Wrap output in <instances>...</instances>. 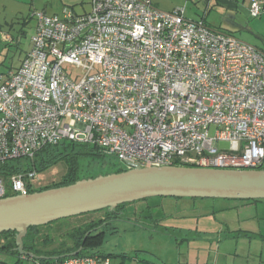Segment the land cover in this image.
<instances>
[{"label": "built area", "instance_id": "built-area-1", "mask_svg": "<svg viewBox=\"0 0 264 264\" xmlns=\"http://www.w3.org/2000/svg\"><path fill=\"white\" fill-rule=\"evenodd\" d=\"M89 2L83 13H32L30 49L17 67L0 73V165L68 140L93 145L127 169L176 161L264 166L263 51L185 17L183 7ZM261 11L262 1L250 0L249 16ZM37 176L10 175L12 192L27 194ZM5 191L0 176V198ZM20 257L31 264H111L100 255ZM0 264H6L1 252Z\"/></svg>", "mask_w": 264, "mask_h": 264}, {"label": "rangeland", "instance_id": "rangeland-1", "mask_svg": "<svg viewBox=\"0 0 264 264\" xmlns=\"http://www.w3.org/2000/svg\"><path fill=\"white\" fill-rule=\"evenodd\" d=\"M152 2L161 10L183 7L185 17L203 20L212 28L229 30L236 38L259 45L251 29L252 22L257 19L241 11L236 20L232 19L219 0H209L208 3L205 0ZM63 8H70L75 13L91 10L89 0H0V31L13 36L8 43L0 39V73L15 65L23 53L24 43L36 25L32 13L43 10L48 14H61ZM20 38L22 40L18 44ZM65 68L74 74L79 72L74 65H66ZM214 131L215 127L211 126L209 134L213 135ZM219 145L223 147L226 143L220 142ZM25 162L26 159L21 158L17 163L23 165ZM79 164L80 179L112 173L118 168L127 170L113 156H84ZM65 170L66 164L60 161L38 173L34 188L57 183ZM156 202H161L162 207L150 212L151 216L144 217L154 209V206L151 209L147 206ZM246 202H251L249 207H231ZM157 212L160 213L159 220ZM105 216L103 210H97L74 216L68 223L76 226ZM65 229L66 225L42 228L37 240L47 232L51 233L55 241L47 247L50 249L57 246L58 238H64L62 233ZM103 229L105 233L99 250L108 254L111 264H207L215 260L222 264H264V199L149 197L146 202L126 204L118 217ZM0 238L6 241V237ZM17 257L11 253L1 254L6 264L14 263Z\"/></svg>", "mask_w": 264, "mask_h": 264}, {"label": "water", "instance_id": "water-1", "mask_svg": "<svg viewBox=\"0 0 264 264\" xmlns=\"http://www.w3.org/2000/svg\"><path fill=\"white\" fill-rule=\"evenodd\" d=\"M149 197L264 199V166L236 170L190 165L139 167L112 172L71 184L27 194L0 198V233L15 232L16 250L40 259L23 249L28 227L61 218ZM81 248L64 257L76 255Z\"/></svg>", "mask_w": 264, "mask_h": 264}, {"label": "trees", "instance_id": "trees-1", "mask_svg": "<svg viewBox=\"0 0 264 264\" xmlns=\"http://www.w3.org/2000/svg\"><path fill=\"white\" fill-rule=\"evenodd\" d=\"M84 156H103L97 148L93 145L86 143H77L73 141L63 140L56 145H47L38 150L32 158H25L26 162L23 165H20L18 162L19 159H14L17 162L13 163L12 161L5 162L0 165V176L3 177L6 181V191L4 196L15 195L10 188L9 177L10 175L17 172H26L27 170H35L37 173L43 172L48 168L52 167L56 163L63 161L66 164V170L61 176L60 180L57 183L52 185H47L44 187L33 188L29 184L28 193L34 191H40L47 188L58 187L62 185L71 184L81 178L79 174L80 158ZM176 165H190L194 166V164L189 163H181L174 162ZM121 169L118 168L114 172H120ZM161 199L164 197H160ZM249 201H259L263 199H245ZM141 201H148V198L136 200L133 202L119 204L115 207L121 213V209L126 207V204L139 203ZM154 210L157 205H153ZM150 208V207H148ZM161 208V207H160ZM104 211V209H101ZM156 210H158L156 208ZM97 212V211H93ZM89 213V212H88ZM112 212L109 210L108 215ZM87 213H83L80 215H85ZM105 216L103 218H99L97 220H91L85 223H81L76 226H70L68 223L71 217L61 218L58 220L51 221L44 225L38 226H30L27 229L25 236L22 239L23 249L25 251L31 252L36 256H44L46 258L43 259H59L64 258L65 254H70L73 251L81 248L79 253L76 255H100L107 257V253L101 252L99 247L103 241V234L105 233L104 227L107 223H110L111 218L116 219L117 216ZM78 216V215H76ZM109 220V221H108ZM113 220V219H112ZM56 225H66V229L62 233L64 238H58L57 246L51 247L47 249L48 246L52 245L54 237L51 233L44 234L39 240H37L40 229L47 228L51 229V227ZM15 232L14 231H4L0 233V236L6 237V241L0 246L1 254H16L18 257L16 261L12 264H31L27 262V260H23L20 256L16 248L15 242ZM67 257V256H66Z\"/></svg>", "mask_w": 264, "mask_h": 264}, {"label": "crops", "instance_id": "crops-1", "mask_svg": "<svg viewBox=\"0 0 264 264\" xmlns=\"http://www.w3.org/2000/svg\"><path fill=\"white\" fill-rule=\"evenodd\" d=\"M205 1L207 3L209 2V0H205ZM261 1H262V11H261V13H260L259 16L254 17L257 20H255L254 22H252L251 29L256 34L254 36L257 39V41L259 42V45H256V44H253V45L256 46L258 49H260L261 51L264 52V0H261ZM219 2L222 4V6L224 8H226L227 12H229V16L232 17V19L234 18L236 20V15L237 14H240L239 11H241L244 15H248L249 16L248 7H249L250 0H240V1L239 0H219ZM172 8L173 7H171L168 10H171ZM250 18H253V17H250ZM235 20L232 21L234 24L236 23ZM246 28H248V25L247 24H246ZM224 31L231 33L229 30H224ZM12 38H13V36L9 35L8 33L0 31V39L2 41H5V42L8 43V42H10L12 40ZM21 40H22L21 38L18 39L17 40V43L20 44L21 43ZM30 46H31V41H30V37H29L28 40L24 43L23 51H22L23 53L19 57L17 63H15V65H13V66H10L8 69L15 68V67H17L19 65V63L21 62V60L24 58L26 52L30 49ZM2 73H4V72H2ZM220 199H224V198H220ZM250 204H251V202H246V203H242V204H235V205H232L231 207H239V206L249 207ZM154 205H157L155 207V210H156V208L158 209V208L162 207L161 206V202L160 203L156 202ZM151 206H153V205L147 206V208L148 207H151ZM227 206H229V205H227ZM242 207H239V208H242ZM148 209H151V208H148ZM155 210L153 209V210L149 211V213H147V214L145 213L143 216L144 217H149L150 212H153V211L155 212ZM156 215L158 217L157 220H159L160 219V213L157 212ZM238 230L239 231H243L241 229H238ZM181 264H183V263H181ZM184 264H186V263H184ZM187 264H191V263H187ZM207 264H222V263H219L218 260H215L212 263H207Z\"/></svg>", "mask_w": 264, "mask_h": 264}, {"label": "flooded vegetation", "instance_id": "flooded-vegetation-1", "mask_svg": "<svg viewBox=\"0 0 264 264\" xmlns=\"http://www.w3.org/2000/svg\"><path fill=\"white\" fill-rule=\"evenodd\" d=\"M109 210L112 212L111 214H112L113 216H117V217H118V214H119L118 212H119V211H118L117 209H115V208H114V209H104V212H105V215H106V216L108 215V211H109ZM111 214H110V215H111ZM110 215H108V216H110ZM112 215H111V216H112ZM112 219H114V218H111V219H109V220L111 221ZM109 220H108V221H109Z\"/></svg>", "mask_w": 264, "mask_h": 264}]
</instances>
